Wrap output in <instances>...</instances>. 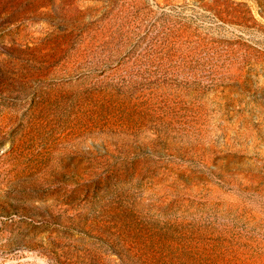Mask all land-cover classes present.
<instances>
[{
	"label": "rangeland",
	"instance_id": "rangeland-1",
	"mask_svg": "<svg viewBox=\"0 0 264 264\" xmlns=\"http://www.w3.org/2000/svg\"><path fill=\"white\" fill-rule=\"evenodd\" d=\"M0 264H264V0H0Z\"/></svg>",
	"mask_w": 264,
	"mask_h": 264
}]
</instances>
